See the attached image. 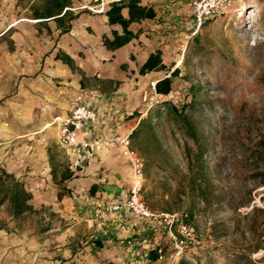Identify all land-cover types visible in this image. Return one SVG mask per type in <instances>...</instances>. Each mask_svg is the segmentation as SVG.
<instances>
[{"label": "crops", "instance_id": "crops-1", "mask_svg": "<svg viewBox=\"0 0 264 264\" xmlns=\"http://www.w3.org/2000/svg\"><path fill=\"white\" fill-rule=\"evenodd\" d=\"M190 1L113 2L123 4L120 15L129 19L124 28L120 22H109L107 11L113 3L97 11L99 0H0V155L9 152L12 141L26 137L32 146L24 154L29 173L44 174L40 182L50 189L61 185L71 194L84 191L33 201L34 207L50 206L68 219L54 245L39 248L44 256L39 264L167 260L163 249L161 261L148 256L150 249L169 241L159 222L126 208L111 209L126 198L133 177L120 145L89 153L62 147L52 120L80 99L98 115L82 127L80 138L129 134L142 116L143 93L159 98L150 83L168 76L177 46L193 27ZM157 50L164 68L140 72ZM62 173L71 176L61 182Z\"/></svg>", "mask_w": 264, "mask_h": 264}, {"label": "rangeland", "instance_id": "rangeland-1", "mask_svg": "<svg viewBox=\"0 0 264 264\" xmlns=\"http://www.w3.org/2000/svg\"><path fill=\"white\" fill-rule=\"evenodd\" d=\"M186 35L175 50L174 91L161 99L180 106L193 94L181 108L187 122L144 102L140 128L129 133L143 159L141 197L151 211L180 214L193 228L176 264H264V0H231ZM7 147L0 168L22 179L33 201H52L58 189L62 198L84 192L50 189L40 182L44 174L29 173L26 137ZM60 214L43 206L9 222L0 234V264H39V248L53 246L68 223ZM161 232L169 241L155 247L169 260L174 248L162 225Z\"/></svg>", "mask_w": 264, "mask_h": 264}, {"label": "built area", "instance_id": "built-area-1", "mask_svg": "<svg viewBox=\"0 0 264 264\" xmlns=\"http://www.w3.org/2000/svg\"><path fill=\"white\" fill-rule=\"evenodd\" d=\"M120 0H99V9L101 11L105 3H113ZM231 0H191L190 6L193 17V25L198 28L204 19L218 13L222 8L226 7ZM155 81L150 83L154 89ZM147 92L143 93L142 101L146 102L147 106H151L156 99L148 96ZM96 109L87 102H82L80 99L74 101L70 109L65 114L54 116L52 123L58 128V141L62 147L72 148L74 150L89 153L96 149L106 148L114 143L120 145L122 155L127 159L130 165L133 181L128 190L126 198L121 202L112 204L111 209L117 211L121 208H126L134 215L152 219L159 222L165 227L166 232L172 242L174 253L172 257L162 264H176L174 258L180 253L186 241L193 237V228L186 224L181 215L177 213L153 212L145 204L141 197L142 188V171L143 159L139 156L130 144L129 134L112 133L109 135L95 136L92 138H80L79 132L82 127L97 119ZM158 257L156 261L163 259L161 248H158Z\"/></svg>", "mask_w": 264, "mask_h": 264}, {"label": "trees", "instance_id": "trees-1", "mask_svg": "<svg viewBox=\"0 0 264 264\" xmlns=\"http://www.w3.org/2000/svg\"><path fill=\"white\" fill-rule=\"evenodd\" d=\"M122 6V3H113V5L107 11V15L109 22H120L125 28V26L129 22V19L125 20L121 17L120 10ZM126 40H128V38L123 41ZM162 68H164V65L161 63V53L159 50H157L149 55L147 60L141 66L140 72L145 73L152 70H160ZM176 75L177 68L174 67L169 71L168 76L161 77V79H159L155 83V92L159 95V98L158 100H156L155 104L158 109H161L163 107H165V109H171L170 111L175 112L178 117L183 118L181 108L194 102L193 94L189 93V100L186 102H181L180 106H176L175 103L169 100L164 101L165 99H161L169 96L174 91L173 79L174 77H176ZM192 89V87H189L188 92H190ZM177 107H180V109ZM183 119L185 122H187L186 118ZM140 124L141 120H139L137 125L130 132L131 136L136 134V132L140 128ZM70 176V173L63 174L60 179L61 182L69 178ZM91 190L92 189H90V191ZM66 192L70 191L67 189ZM62 195L64 194L61 193L60 189H58L56 198L59 200L62 198ZM33 199V193L26 187V184L22 179L16 177L14 173L7 172L5 169L0 168V210L1 208H3V211L5 213L4 217H0V229H7L9 222L22 219L26 215L39 214L43 206H41L40 208L34 207ZM158 248L160 247H155L148 251V256L153 261L158 257ZM177 264L186 263L181 259Z\"/></svg>", "mask_w": 264, "mask_h": 264}]
</instances>
